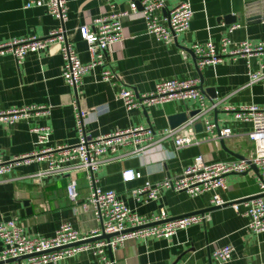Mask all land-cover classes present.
Masks as SVG:
<instances>
[{
  "label": "crops",
  "instance_id": "1",
  "mask_svg": "<svg viewBox=\"0 0 264 264\" xmlns=\"http://www.w3.org/2000/svg\"><path fill=\"white\" fill-rule=\"evenodd\" d=\"M38 1L41 0H0V42L29 36L44 37L60 26L44 7L36 6ZM66 1V37L80 61L86 63L89 55L78 28L91 27L95 19L111 10H127L128 6L126 0ZM183 1L186 0H164L168 10ZM187 1L193 12L189 29L167 44L158 43L146 34L139 14L122 19L124 41L113 45L107 52V67L119 76L114 85L101 81V71L95 69L83 77L76 90L70 88L61 77L63 60L56 45L28 54L20 64L10 54L0 56V112L30 106L44 110L29 113L12 126L0 124V159L10 161L35 152L38 147L29 132L34 126L51 129L49 146L53 148L76 144V102L87 112L83 130L91 138L138 126H148L156 133L154 144L139 157L132 156L130 146L104 157L94 174L98 188L114 192L129 209L141 216L149 217L163 210L171 219L211 208L210 193L190 198L183 192L164 189L157 200L147 204L137 202L132 196V191L146 181L157 183L179 176L197 156H202L208 164L236 159L233 154L246 158L250 153L246 154L244 146L251 126L235 121L233 114L226 112L225 108L264 105V53L248 59L224 57L221 63L199 70L189 52L194 44L211 41L217 45L232 26L224 21L228 16L239 19L233 24L238 27L230 35L234 42L264 40V20L246 23L243 17L245 5L257 0ZM166 12L164 10L163 14ZM180 50L188 52L187 59L180 55ZM256 72L260 74L259 80L249 84V74ZM188 78H197L203 90H214L215 99L204 95L207 104L213 102L216 108L207 111L203 119L216 125L218 130L230 129V138L175 149L172 138L158 134L170 129V116L197 110L193 102H169L127 112L116 99L123 88L145 94L151 92L159 81ZM203 119L197 120L196 124ZM195 133L198 139L208 137L204 129ZM44 168L45 163L32 160L0 177V222L14 220L28 236H53L64 223L83 233L95 230L99 223L92 214L74 207L66 196V187L74 180L77 201L85 200L88 193L85 173L66 171L35 182L32 176ZM125 171L140 174V178L125 183L122 180ZM257 173L250 169L245 174L225 178L226 190L220 195L228 204H237L238 213L231 205H226L207 212L209 221L178 231L168 239L129 240L111 253L112 260L115 264H173L180 258L177 264H218L211 258L212 252L231 245L234 253L224 264H264V233L254 235L248 232V220L242 216L245 210L243 200L258 193ZM25 202L29 203L30 212H27ZM60 264L100 263L87 251Z\"/></svg>",
  "mask_w": 264,
  "mask_h": 264
},
{
  "label": "built area",
  "instance_id": "2",
  "mask_svg": "<svg viewBox=\"0 0 264 264\" xmlns=\"http://www.w3.org/2000/svg\"><path fill=\"white\" fill-rule=\"evenodd\" d=\"M126 3L127 10L121 12L111 10L108 14L95 19L91 27L78 28L79 36L85 43L89 55V61L86 63L80 61L66 37L64 29L67 21L66 0L36 2V6L44 7L47 13L60 23V26L44 37L29 36L0 42V56L10 54L16 63L20 64L28 54H35L46 50L51 45H56L63 60L61 77L70 88L76 90L81 85L83 77L95 69H100L101 81L114 85L119 81V76L107 67V52L113 45L124 41L122 19L139 14L144 22L146 34L158 43L167 44L172 42L175 36L188 31L193 15L191 5L187 0L169 10L164 0H126ZM137 3L140 4L141 9L138 8ZM164 10L167 11L165 15ZM237 27V25L229 27L217 45L207 41L203 44H194L189 48L199 70L221 63L224 57H230L233 60L237 57L248 59L260 57L264 53V40L234 42L230 35ZM180 55L187 59L188 52L180 50ZM259 76L258 72L250 73L249 84L259 80ZM116 99L127 112L144 110L147 107L169 102H193L199 111L198 114L189 117L179 127L166 129L158 134L161 137L172 138L175 149L199 146L208 140L223 141L231 137L230 129L218 130L216 125L203 119L207 111L215 110L216 105L213 102H210V106L207 104L197 78L162 80L155 84L151 92L145 94H136L131 89L123 88L116 95ZM74 108L78 129L76 144L53 148L49 146L51 129L46 126H34L29 132L34 136V144L38 149L28 156L10 161L0 159V177L10 173L16 166L32 160L45 163V168L32 176L33 180L38 183L44 177L64 174L66 171L84 172L88 184L85 200L77 201L78 195L74 180L68 183L66 196L74 207L90 212L99 225L95 230L83 233L73 229L71 224L64 223L58 227L53 236L40 237L25 235L14 220L2 221L0 222L2 243L0 264H60L63 260L87 251L91 252L100 264H115L111 253L123 247L129 240L150 237L168 239L178 231L210 220L209 213H204L166 222L169 218L163 210L149 217L141 216L129 209L114 192H105L98 188L94 174L104 162V157L112 156L119 149L128 146L133 149L132 156L139 157L154 144L156 133L148 126H138L91 138L83 130L87 112L81 110L76 102H74ZM42 111L44 110L41 107L30 106L0 112V124L12 126L25 115ZM225 111L232 113L235 121L251 126L247 139L254 144V150L246 159L208 164L202 156H197L179 176L165 178L157 183L146 181L143 186L132 191V196L137 202L147 204L157 200L164 189L183 192L190 198L210 193L211 206L221 208L228 204L220 195L226 190L225 178L229 175L245 174L250 171L251 166H254L258 172V193L255 198L242 203L245 209L242 216L248 220L246 225L248 232L259 235L264 233V105L227 107ZM202 119L204 121L200 123H203V129L208 137L198 139L194 126L197 120ZM139 178L140 174L132 171L122 173V180L125 183ZM231 207L238 213L237 204H232ZM160 222L164 223L159 224ZM151 224L156 225L151 226ZM112 234L117 235L108 240L88 241L102 235ZM80 242L82 243L74 245ZM233 253V246L225 245L214 250L211 258L218 264H224L231 260ZM26 256L32 257L14 261Z\"/></svg>",
  "mask_w": 264,
  "mask_h": 264
},
{
  "label": "water",
  "instance_id": "3",
  "mask_svg": "<svg viewBox=\"0 0 264 264\" xmlns=\"http://www.w3.org/2000/svg\"><path fill=\"white\" fill-rule=\"evenodd\" d=\"M137 6L139 9H141V6L139 3H137ZM244 19L246 21V23H256V22H260L261 20H264V0H257V1H254V2H251L247 5H245V8H244ZM239 19L236 18V16H228L226 18H224V21L227 25H233L235 24ZM200 89L202 90V92L204 94H207L211 100L215 99L216 96L213 94L214 90L212 88H208V89H205L203 90L202 89V84L200 85ZM198 110H194L190 113H180V114H177V115H173V116H170L168 118V124H169V127L170 129H175L177 127H179L180 125H182L189 117H193L194 115L198 114ZM194 129L196 132H202V124L201 123H197L195 124L194 126ZM223 145V142L221 143ZM233 156L238 159V160H244L246 159L245 157L243 156H239V155H235L233 154ZM251 169L255 170L257 172V168L254 167V166H251ZM256 196H253V197H250V198H247L243 201H247L249 199H253L255 198ZM26 207H27V212H30V208H29V203L28 202H25L24 204ZM227 205H232V204H227ZM218 207H211L209 209H206V210H201V211H197V212H194V213H191V214H187L185 216H181V217H178V218H171V219H168L166 220L167 221H172V220H176V219H179V218H183V217H189V216H193V215H199V214H204V213H207L213 209H217ZM161 223H164V222H160L159 224ZM156 224H151V226H154ZM148 227V226H146ZM137 229H141V228H137ZM117 234H112V235H102L101 237H98V238H93V239H90L88 240L89 242H93V241H96V240H99V239H110L111 237H114L116 236ZM82 242L80 243H76L74 245H79L81 244ZM35 256V255H33ZM29 257H32V256H26V257H22V258H18L14 261H21L23 259H26V258H29ZM180 260L177 259L173 264H177V262Z\"/></svg>",
  "mask_w": 264,
  "mask_h": 264
},
{
  "label": "rangeland",
  "instance_id": "4",
  "mask_svg": "<svg viewBox=\"0 0 264 264\" xmlns=\"http://www.w3.org/2000/svg\"><path fill=\"white\" fill-rule=\"evenodd\" d=\"M244 148L245 150H247L246 154L251 153L254 150V144L248 141L247 144H245Z\"/></svg>",
  "mask_w": 264,
  "mask_h": 264
}]
</instances>
